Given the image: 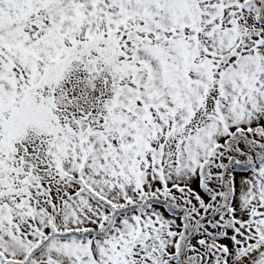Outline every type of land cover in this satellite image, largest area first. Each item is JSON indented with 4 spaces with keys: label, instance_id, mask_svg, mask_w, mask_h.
Here are the masks:
<instances>
[{
    "label": "snow or ice",
    "instance_id": "snow-or-ice-1",
    "mask_svg": "<svg viewBox=\"0 0 264 264\" xmlns=\"http://www.w3.org/2000/svg\"><path fill=\"white\" fill-rule=\"evenodd\" d=\"M0 264H264V0H0Z\"/></svg>",
    "mask_w": 264,
    "mask_h": 264
}]
</instances>
